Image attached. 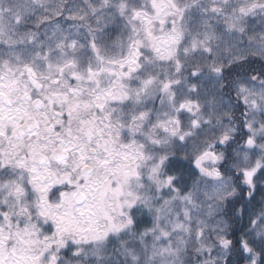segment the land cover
Here are the masks:
<instances>
[{
  "label": "snow or ice",
  "instance_id": "snow-or-ice-1",
  "mask_svg": "<svg viewBox=\"0 0 264 264\" xmlns=\"http://www.w3.org/2000/svg\"><path fill=\"white\" fill-rule=\"evenodd\" d=\"M0 264H264V0H0Z\"/></svg>",
  "mask_w": 264,
  "mask_h": 264
}]
</instances>
